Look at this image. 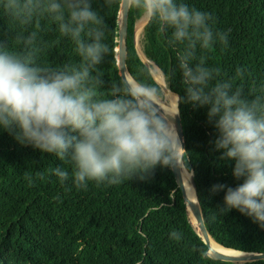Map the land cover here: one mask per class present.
<instances>
[{
	"label": "trees",
	"instance_id": "16d2710c",
	"mask_svg": "<svg viewBox=\"0 0 264 264\" xmlns=\"http://www.w3.org/2000/svg\"><path fill=\"white\" fill-rule=\"evenodd\" d=\"M182 2L210 13L214 30L228 33L226 48L217 43L203 53L206 66L219 69L217 80L231 81L233 89L241 88L247 97L264 96V0ZM92 7L103 18L109 48L97 66L105 82L101 92L106 94L122 80L117 64L121 5L92 0ZM141 17L138 10H128L126 67L132 78L157 85L162 96L136 47L135 25ZM42 27L38 63L59 68L80 62L74 42L60 36L55 24L42 20ZM18 31L0 8V41L15 48ZM141 47L163 74L168 90L184 96L176 51L167 46L155 23L144 25ZM237 69L245 70L243 76ZM179 107L184 165L193 174L210 236L227 248L264 253V229L235 209L221 214L224 192L210 191L215 184L235 187L242 181L231 174L234 161L220 160L221 152L213 150L216 133L207 122V109ZM56 167L71 172L72 166L54 154L18 144L0 129V264H264V258L239 263L205 255L206 245L189 221L172 167L157 166L145 180L110 186L89 183L80 190L71 181L61 185L50 171ZM40 173L43 179L37 178ZM26 175L33 178L32 184ZM173 231L181 233L179 241L170 239Z\"/></svg>",
	"mask_w": 264,
	"mask_h": 264
},
{
	"label": "clouds",
	"instance_id": "9594fccd",
	"mask_svg": "<svg viewBox=\"0 0 264 264\" xmlns=\"http://www.w3.org/2000/svg\"><path fill=\"white\" fill-rule=\"evenodd\" d=\"M105 2L138 10L156 24L176 51L184 96L176 95L171 110L162 109L160 88L135 77L101 92L105 82L97 66L109 48L92 0H2L0 8L19 31L15 48L0 41V129L22 146L69 161L71 172L56 167L51 174L61 185L71 181L80 190L89 183L145 180L157 166L180 167L185 149L175 126L179 106L206 108L216 133L213 150L221 152L220 160L234 161L231 174L242 181L235 187H211L212 193L224 192L218 211L235 209L264 229V96L247 97L231 81L217 80L219 69L206 66L203 55L217 43L226 48L228 33L214 30L210 13L182 0ZM42 20L74 42L78 64L56 68L38 63ZM244 71L237 69V75ZM25 178L33 183L32 177ZM170 239L179 241L181 233L173 231Z\"/></svg>",
	"mask_w": 264,
	"mask_h": 264
},
{
	"label": "water",
	"instance_id": "95a60500",
	"mask_svg": "<svg viewBox=\"0 0 264 264\" xmlns=\"http://www.w3.org/2000/svg\"><path fill=\"white\" fill-rule=\"evenodd\" d=\"M128 10L129 9H127L125 6L121 5L120 15H119L120 16V30H119L118 47H117V52H118L117 64H118L119 73H120L122 79L126 78L125 75H124V71H127V73L129 74V72L127 70V67H126V29H127ZM143 62L148 67H150L149 62H146L144 60H143ZM130 77H131V75H130ZM160 86H161V89H162L163 92H166L168 90L167 87H164L163 85H160ZM175 126H176V129H177V132H178L182 147H183V149H185L184 132H183V127H182L180 116L176 117ZM183 156H184V154H183ZM183 167L186 169V167L184 165V160H183V164H181L180 167L179 166H174V167H172V170H173L177 185L180 188L182 196H183V199L185 201L189 221H190L189 214L191 213L193 215L194 219H195L196 227H194V225L192 223L191 224L193 225V227L196 230L197 234L201 237L202 241L206 245L205 255H207L208 257H210L213 260L239 262V263L263 259L264 258V253L243 252V251L227 248V247H224L223 245L219 244L224 249L237 251V252L246 254L244 257H233V256L225 255L222 252L213 250L211 248L210 239H209V236H208L210 234H209V232H208V230L206 228V225L204 223L203 214H202L200 205L198 203V199H197V206L194 205L189 200L188 195H187V190H186V188L184 186V183L182 181V168ZM190 173H191V183H192L193 189L195 191V196L197 198L196 187H195V182H194V179H193V174H192V172H190Z\"/></svg>",
	"mask_w": 264,
	"mask_h": 264
},
{
	"label": "bare ground",
	"instance_id": "6f19581e",
	"mask_svg": "<svg viewBox=\"0 0 264 264\" xmlns=\"http://www.w3.org/2000/svg\"><path fill=\"white\" fill-rule=\"evenodd\" d=\"M124 75H125V77L127 79H129V80L132 79L130 77V75L127 73V71H124ZM164 87H166V86L164 85ZM166 95H167V101L166 102H162V101L159 100L158 101V104H159V106L162 109L171 110L172 107L174 106L175 99H176V95L173 94L169 90L166 91ZM182 181H183L184 186H185V188L187 190V195H188L189 200L194 205L197 206V198L195 196V191H194L193 186H192V183H191V173L189 171H187L184 167L182 168ZM189 216H190L191 223L194 225V227H196V222H195V219H194L193 215L190 213ZM208 236H209V239H210L211 248L213 250L222 252L225 255L233 256V257H244L246 255L245 253H240V252H237V251H232V250L224 249L218 243H216L210 235H208Z\"/></svg>",
	"mask_w": 264,
	"mask_h": 264
},
{
	"label": "rangeland",
	"instance_id": "374dc122",
	"mask_svg": "<svg viewBox=\"0 0 264 264\" xmlns=\"http://www.w3.org/2000/svg\"><path fill=\"white\" fill-rule=\"evenodd\" d=\"M146 20L143 19V17H141L136 25H135V43H136V47H137V50H138V53L140 55V57L146 61V62H149L147 60V58L145 57L144 53L142 52V47H141V39H142V34H143V27L144 25L146 24ZM150 64V69H151V72L154 76V78L156 79V81L160 84V85H165L166 86V81L164 79V76L163 74L161 73V71L155 66L153 65L151 62H149ZM159 70V71H158ZM163 78V79H162ZM161 79V80H160ZM159 80V81H158ZM165 95V96H164ZM160 101L162 102H166L167 101V95H166V92H163L162 91V96L160 97L159 99Z\"/></svg>",
	"mask_w": 264,
	"mask_h": 264
}]
</instances>
